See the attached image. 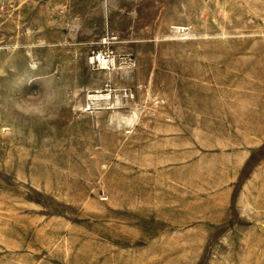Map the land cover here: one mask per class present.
Masks as SVG:
<instances>
[{
	"label": "rangeland",
	"instance_id": "1",
	"mask_svg": "<svg viewBox=\"0 0 264 264\" xmlns=\"http://www.w3.org/2000/svg\"><path fill=\"white\" fill-rule=\"evenodd\" d=\"M0 264H264V0H0Z\"/></svg>",
	"mask_w": 264,
	"mask_h": 264
},
{
	"label": "built area",
	"instance_id": "2",
	"mask_svg": "<svg viewBox=\"0 0 264 264\" xmlns=\"http://www.w3.org/2000/svg\"><path fill=\"white\" fill-rule=\"evenodd\" d=\"M103 59H104V63L107 64V65L113 63V59L112 58H105L104 57Z\"/></svg>",
	"mask_w": 264,
	"mask_h": 264
},
{
	"label": "clouds",
	"instance_id": "3",
	"mask_svg": "<svg viewBox=\"0 0 264 264\" xmlns=\"http://www.w3.org/2000/svg\"><path fill=\"white\" fill-rule=\"evenodd\" d=\"M46 88V85L44 82H42L41 84V92ZM38 102H42V101H38ZM43 113H37V115H42Z\"/></svg>",
	"mask_w": 264,
	"mask_h": 264
},
{
	"label": "bare ground",
	"instance_id": "4",
	"mask_svg": "<svg viewBox=\"0 0 264 264\" xmlns=\"http://www.w3.org/2000/svg\"><path fill=\"white\" fill-rule=\"evenodd\" d=\"M100 55H101V54H100ZM101 56H102V55H101ZM102 58H103V57H102ZM103 63H104V60H103ZM103 65H104V64H103ZM105 67H107V66H105ZM91 96H92V95H91ZM91 96H90V97H91ZM101 96H104V95H101ZM95 97L98 98L97 96H95Z\"/></svg>",
	"mask_w": 264,
	"mask_h": 264
}]
</instances>
